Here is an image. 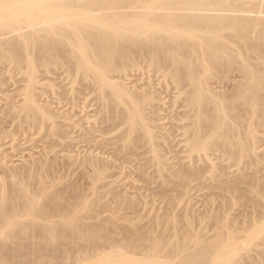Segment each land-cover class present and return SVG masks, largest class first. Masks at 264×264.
<instances>
[{"label": "bare ground", "instance_id": "obj_1", "mask_svg": "<svg viewBox=\"0 0 264 264\" xmlns=\"http://www.w3.org/2000/svg\"><path fill=\"white\" fill-rule=\"evenodd\" d=\"M136 1L0 0V74L12 71V74L18 72L27 76L24 81L25 76L20 75L25 79L19 77L20 80L16 79L14 83V86H18H15L16 95L21 91L25 93L20 94L25 96L24 100L15 103L13 96H8L9 99L6 97L7 110L13 111L15 119L23 120L24 125H28L31 120L30 128L37 124L43 126L55 115L38 102L39 97L43 96L37 93L38 85L45 80L39 78V69L49 70L51 66H56L65 68L71 75L73 73L76 79L81 77L88 90L109 100V103L105 101L103 109L107 112L110 110L112 122L118 121L119 126L126 122L131 124L123 132L124 135L121 134L123 139L120 136L118 138L117 142L121 146L117 147V142L113 144L114 149L115 146L117 148L115 152H110L115 157H110L112 155L108 152L109 157L101 158L98 154L92 155V152L90 156H85L84 163L80 161L82 165L78 168L89 166L92 179L104 184L103 181L112 176H108V173L113 168L117 170L121 167L117 161H120V165H131L134 156L140 157V146L148 142L155 149V136L145 118L146 99H140L144 93L142 91L143 96H137L136 91L131 92L132 89L130 91L124 83L131 69L136 66L139 69L140 65L146 64L150 69L160 68V72L167 75L165 77H170L176 86V93L184 99L182 104L187 111L181 117L187 122L185 127L188 128L184 143L189 145V152L199 155L200 162L203 159L209 164L215 162V156L228 155L235 147L243 153L248 149H256L263 134L261 128L264 117V0H149L143 4L148 11L142 12L141 7H134L136 11L128 12L126 9L131 2L140 4L139 0ZM1 120L6 125L13 122L8 124L5 118ZM11 126L13 128L14 125ZM4 127L3 130H6ZM3 151L0 152V264H246L251 258H255L251 260L254 261L261 255L257 254L259 256L256 258L257 255L249 257L248 251L247 256L243 254L245 242L240 235L245 232V227L242 230L243 226L237 228L235 223L239 234L225 223L220 225L223 223L220 220V224L210 222V225L207 219H202L203 215H199L202 220H195L199 219V213L195 211V218L188 208L181 215V221H177L175 215L165 220L168 212H164L165 219L154 217L156 219L152 220L146 214L145 218L152 221L147 219L144 222L145 215L139 208H144L145 203L138 204L142 206L139 208L134 204L133 207L127 206L135 209L127 210L126 205L122 206L124 199H128L127 195L121 198V194L125 193L122 189V193L119 192L121 196L117 191L115 195V187L110 186L113 182H106L108 185L104 184V187L110 186L114 190L110 187L104 190L103 187L101 191H105L104 195L108 198H118L116 201L111 200L114 204L101 195L103 192H98L101 196H96V199L95 195L89 194L91 198L83 195L86 189L83 191L81 186L86 187L87 184L84 186L80 183L79 189L83 192H78V183L70 180L67 186V181L63 184L62 192L67 191L64 195L61 190H57L62 188V182L68 176L63 174V177L62 173L69 170L67 166L71 162L78 165L72 163L70 170L74 165L79 166L77 160L80 159H73L69 165H63L62 160L58 163V156L52 158L54 152L51 157L52 152L47 150L49 153H45V156L42 154L43 160L30 158L34 161L28 160L26 165L22 162L23 166H18L11 162L10 152ZM153 163L163 174L154 179L159 180L161 185L169 182L170 186L172 182L167 181L164 173V170L170 172L165 161L163 163L156 155ZM84 164L87 166L83 167ZM209 166H214L210 168L211 171L220 170L216 171L215 163ZM199 167L194 169L193 166L194 171L186 169V175L181 176L200 180L210 170L203 166L206 170L203 173ZM144 169H138L140 176L146 175L147 168ZM173 173L178 177L182 170L178 175V172H172L171 175L174 176ZM92 181L90 178L89 183ZM183 181L186 182V179ZM94 182L91 186L88 184L90 188ZM99 183L95 182V187L93 185L91 188L93 192L96 193L102 187L101 183L97 186ZM173 183L170 188L174 185L177 189L179 183L177 186L176 182ZM169 186L166 192L171 191ZM182 186L185 183L180 184ZM118 188L116 190L119 191ZM224 189L233 193L238 187L234 185ZM111 190L114 191V197H111ZM68 193H71L69 197L66 196ZM259 196L264 202V192L259 193ZM105 198L109 206L114 205L113 210V206L104 205ZM115 203H121L118 204L119 208ZM120 205L124 207L123 210ZM105 207L110 208L107 210L110 215L106 213V220L99 217L96 223L95 217L103 216ZM124 211L127 214L132 212V216L136 214L134 217L141 213L144 221L139 216L137 219L126 218L130 214ZM254 222L257 226L264 224V215L257 214ZM263 231L257 233L261 234L262 239Z\"/></svg>", "mask_w": 264, "mask_h": 264}, {"label": "rangeland", "instance_id": "obj_2", "mask_svg": "<svg viewBox=\"0 0 264 264\" xmlns=\"http://www.w3.org/2000/svg\"><path fill=\"white\" fill-rule=\"evenodd\" d=\"M148 1L149 0H139L138 3L140 4H137V5L131 2L128 5L129 8L126 10L128 12L129 11L134 12L137 10V9H134V7H137V8L141 7L140 11L142 12L148 11V9L144 7L146 5H143L145 2L148 3ZM140 66H139V69H136L138 67L136 66V68H133V70L131 69L130 72L127 73V77H125L126 82L124 83L126 84V87L128 89L130 88L132 89V91L130 89L131 92L136 91L135 93H137V96H143V93H144V96L141 97L140 99L144 98L143 99L144 101L146 99V102H145L146 104L143 101L142 102L146 106L145 108H146L147 115L145 118H146V121L148 120L147 124L149 125L152 133L155 136V139H154L155 142H153V145H155V149H153L152 144L148 142L145 145L143 144L144 147L143 145L140 146L141 148L139 147L140 151L142 149L141 152L139 151L141 154L138 152L140 157L138 158L137 156H134L135 158H138V159L136 160L135 158H132L134 162L132 161V163H130L131 165H129L128 162H127L128 164L123 162L124 164L120 165V161L119 162L117 161V164H119V166L121 167L123 166L122 168L118 166L121 170L119 168H117V170L115 168L112 169V170L115 169V171L109 170L110 173H108V176L109 175H112V176H109L110 179L108 178V180L103 181L105 182L104 184L106 185L113 182L112 185L110 184V186L113 188L115 187L114 188L115 190L111 188L110 186L106 188L110 187L109 189L114 190L115 192L111 190V194L114 192L115 195H116V191L118 193L120 191L122 193V190L125 191V193L123 192L124 194L119 193V195L120 194L122 195V196L120 195L121 198L124 195L125 196L127 195L126 197L129 199L130 195H132L130 200L126 199L125 197H124L125 199L123 198L126 202L124 201V203H122L123 204L122 206L126 205V208L127 206H130V207L137 206L139 208V207H142L140 205H143L145 203L143 205L144 208L142 209L139 208L140 210L143 211L142 212L139 210V212H142V215H145L144 216L145 221L143 220L142 216H140L141 213L140 214L138 213L137 215L140 218H142L144 222H146V220L148 219V218H145L146 214L149 215V217L152 220L156 219L154 217H158L160 220H162L161 218L165 219L166 216L167 217L165 220H167V218L169 220L171 219V215L172 217H174L173 215H175L177 221H181L182 220L181 215L184 214V212L188 208V211L192 210L191 212L195 214L193 215L192 213L194 217L197 215L196 212L199 213L197 215L198 218L203 215L202 219L203 218L205 220L207 219L206 221H208L207 223H209L210 225L213 222H217V223L223 222L222 224L220 223L219 224L222 226L226 224L229 226V229H232L233 231L235 230L234 232L239 233V234H240V231H237L235 227L237 226V228L239 227L241 228L243 226L242 230H245V228L247 230V232L245 230V232H242L241 233L242 235H240L245 240V241L243 240V242H245L243 243V245L245 246L243 247L245 248L243 251V254L246 255L247 251H248L247 255L250 254L249 257H251L252 255H253L252 257H255L257 254L259 255L261 254L260 255L261 258L259 255L256 256V258L259 256V259L257 258V260H254L255 262L251 261L252 259H255V258H251V260L249 261L251 263L254 262L253 264H264V242H263L264 239L260 238L261 234L257 235V233L264 230V224L260 223L261 226L259 224L258 226L257 224L254 225L255 217L257 216V214L261 213L262 216L264 215V202H262L261 197L259 196V193L264 192V117H263V126L261 128V130L263 131V134L260 135L261 138L256 145V149L255 148L248 149L243 153V152H239L237 147H235L236 149L232 150L230 154L228 155L220 156V157L215 156L214 157L215 162H211L209 164V162L203 161L204 159L202 160V162H200L198 158L199 155H197V153L195 152L194 153L189 152L191 150L188 147L189 145L186 144L187 145L186 146L184 143L185 139H187L186 135L184 134H186L185 131H187L188 128L185 127L187 122L183 121L182 118L184 117L183 113L187 110L184 109L185 108V105H183L184 103L182 104L184 99L181 98V95L179 96V94H177L178 92L174 88L176 87L174 84V81L170 77H165L164 75L166 74H164L163 71L161 73L160 72L161 70H159L160 68L158 69L155 67L156 69H154V67H151L150 69V66L148 67V65L146 66V64L142 65L141 66L142 68ZM133 67H135V65ZM9 72L10 71L8 72L6 71L5 72L6 74H4V72L3 74L1 73L2 75L0 74L1 79L4 78L2 81L0 79V85H1V88H0V96H1L0 97L1 99L0 100V108H1L0 109V131L3 130V126H5L4 128H6V130L4 129L5 131L3 130L4 132L0 133V139H1L0 140V145H1L0 152L3 150L7 151L8 153L10 152L9 157L10 159H12L11 160L12 163L14 164L16 163L15 165H18V166L20 164L22 165V162L24 163L23 165H26L27 164L26 162H28V160L30 162L32 158L34 160H37L39 158L41 159L43 157L42 154L44 155L45 153L46 154L49 153L47 152V150L48 151L50 150V152H52V154L50 153L51 157L55 155L52 158L55 159L56 156L59 157L58 159L60 160H58V163H61V160H62V164L64 163L66 165H69L68 164L69 161H73V159H76V158L80 159V160L76 159L77 161L80 162L82 160L83 162V159L85 158V156L89 155L90 153L92 154V152H93L92 155L98 154V157L99 155L100 157L102 156L101 158L103 157L105 158L106 156L109 157L110 154L111 155L114 154L113 152H110V151L115 152V149L118 146H121L117 142L118 138L120 136L121 140L123 139V136L121 134L124 135L123 132L124 131L126 132L127 130L125 129L130 128L131 124L124 121L126 123H124L123 125L121 122L122 126L121 125L119 126V124H117L118 121L115 120L116 123L114 121L112 122L113 119H110L109 117L110 110H108L109 112L104 110L105 109L104 106H106L105 101L108 102L109 100L100 97L99 93L95 91L88 90L86 86L87 84H85L84 81H81V77L76 79V77L73 76L74 75L73 73L71 75L67 72V70L65 71V68L62 69L61 67L51 66L49 70L40 68L39 73H38V76L40 79H45L38 85L37 93L39 95H43L42 97H39L40 100L38 99V102L39 104L44 105L43 107L47 108L48 110L50 109L49 111H52L51 113L53 114V116L55 115L54 118L52 117L53 119H51L52 121L50 120L51 122L47 121L43 123L42 124L43 126H39L40 124L39 125L37 124L38 127L37 125L36 126L33 125L31 128L29 127V124L31 122L30 120L28 125L27 123L25 124L27 126L26 127L24 125L23 120H19L20 121L19 122L18 120L15 119L16 118L14 117L16 116L15 113H13V111L9 112L10 110H7L8 108H6L5 104L8 103L7 98L9 99V97L11 96L14 97V98L13 97L11 98L14 99L13 102L16 101L15 103H19V101L20 100L22 101V99L24 100L25 96L20 95L21 93L23 94L24 92L21 91V93L19 92V94L16 95L17 90L15 89L18 88V86L15 85L16 86L15 88L14 83L17 82L16 79H18L19 81L20 78L21 80H24L26 78L24 80L26 81L27 76L21 75V73L17 74L18 72H15L16 74H12V71L10 73ZM64 72L66 73L64 74ZM20 75L25 76V78L20 77ZM60 76L61 78H66L67 80L63 79L64 80L63 81L61 80V78L59 80ZM77 77L79 76L77 75ZM57 83L61 84L62 87H60L61 85H58ZM148 86L150 87L151 90L148 88ZM143 89H145L146 91ZM139 91L141 93L143 91L142 95ZM15 98L17 99L15 100ZM13 99H10V100H13ZM11 114L12 115L14 114V115L12 116ZM181 114L183 115V117H181L182 116ZM2 115L3 116L5 115V117H3ZM9 115L10 117H8L9 118L8 119L7 116ZM11 117L14 118V120H16L15 121L16 123L11 119ZM2 118L3 119L5 118V121L8 122V124H10L11 121H13L11 123V125H14L13 128H11L12 127L11 125H6L7 123L5 124V122H3L4 120H1ZM117 120H119V117L117 118ZM1 122H3L4 124L2 125ZM16 124L20 125L19 127L21 129H19V127ZM12 133L14 136L12 135ZM116 142L118 145H116L117 147L115 146V149H114V145L116 144ZM112 148L114 150H112ZM187 148L189 150H187ZM130 149H131V146H130ZM134 149H137V148H134ZM153 150H155V152H153ZM53 152L55 153L54 155H53ZM104 153H107L108 155L107 154L104 155ZM154 154H155V158H156V155H158L163 161V163L165 161L164 164H167L166 167L169 169L171 173L178 172L176 173L178 175L180 174L182 170V173L178 177H181L183 180L186 179V182L183 181L181 178H179L180 179L179 180L178 177L174 173L173 174L175 177L171 175V173L168 172L167 170H166L167 172H165L164 170L167 181H171L172 182V183L170 182L171 185L174 184L173 182H176L177 183L175 184L176 186L178 185L180 181H183L182 183L183 184L185 183V186L180 187V184L182 183H179V186H177V189L174 187V185L172 186L173 188L171 189L170 188L171 185L170 186L168 185L169 182L164 185L163 184L161 185V183L159 184L158 182L159 180L156 181V179H158V177L159 178L162 177L163 174L160 173V171L157 169L158 166L156 164L154 166V163H153L155 161ZM12 156L14 157L11 158ZM115 156L112 155L110 157H115ZM108 159H111V158H108ZM112 160L116 161L114 159ZM37 161H40V160H37ZM194 162L195 164H193ZM197 162H199L198 163L199 166L201 165L200 167L196 165ZM72 163L75 164V162H71L70 164L72 165ZM214 163H215V167H217L216 171L220 169L217 172H215V170L211 171L214 168V166H212L213 168L209 166L212 164L214 165ZM75 165H78V164H75ZM75 165L74 167L72 166L71 170L69 168L70 166H67L68 167L67 170L68 169L69 170L67 172L64 171L62 173V176L63 174H65V176L66 175L68 176H66L67 178L65 177L66 180L63 178L64 181L61 178V182L63 181L61 184L62 186L60 185L58 186L62 188H57V190L59 191L61 190L62 192L63 187H64L63 184H65L67 181L68 183L65 184L67 186L68 184H70L69 183V180H70L72 181V183L73 182L78 183L76 184L78 185L76 186L78 187V189H79V186H81L79 185L80 183L82 185L84 184V186L87 184L86 187L81 186L82 190L85 188L87 192L85 190H83L85 191L83 192L81 189H79L78 191V192L80 191L83 192L82 193L83 195L84 194L87 196H89V194H91L92 196L95 195L94 196L95 199L101 195L105 196L104 195L105 191L104 192L101 191V189L103 190V187L105 186L104 184H102V182H100L102 184V187L100 186L98 188V191L97 189L94 190V191H97L96 193L93 192V190H91L95 182L96 183H99V182L98 180L96 181V179H92L91 176L93 174L91 170L89 171L90 167L84 164L83 167L84 166H87V167L78 168L82 165L81 162L79 166H75ZM206 165L209 167H207ZM193 166H194V169L198 167L200 169H203V173L204 171H206L204 170L206 167L210 171H206L207 173L205 172V175L201 177L200 180L199 179L191 180L187 176L190 179L189 180L184 175H183L184 176L183 178L181 175L182 174L186 175V171H188L190 167L193 169ZM195 166L197 167L195 168ZM203 166L205 168H203ZM144 167L147 168L146 169L147 172H145L146 175L144 174L143 176L142 175L140 176L139 170H142V171L145 170ZM191 168L190 170L194 171V169L192 170ZM156 171H159V173L156 174ZM51 172L53 173L54 171H51ZM86 172H89V173L87 174ZM160 174L162 175L160 176ZM155 176H158V177L156 178ZM90 178L91 180H93L92 182L95 181L94 184H92L91 188H90L91 186L90 184L92 182L89 183ZM151 178L153 179L156 178V179H154V182H153V179ZM155 181L159 185L156 184ZM152 182L154 184H152ZM100 183L97 186H99ZM148 183L150 185H148ZM234 185L238 187L237 191L233 193H228L225 191L224 189L225 187L226 188L232 187V186L234 187ZM168 186L171 189L170 192H166V190L167 191L169 190V189H166L168 188ZM87 187L89 188V191ZM116 187L117 188L119 187L118 188L119 191L116 190ZM106 188L104 187V190ZM123 188H127V189L125 190ZM174 188L176 190H174ZM106 191L108 192V190ZM65 192L67 194V191ZM65 192H62V193L64 194ZM98 192L99 193L103 192V193L102 194L100 193L101 195H99ZM126 192H129L130 194L129 193L127 194ZM164 192H166V195H164L165 194ZM108 193H110V191ZM114 193H113V196L111 195V197H114ZM70 195L71 193L70 194L68 193V195L66 196L69 197ZM91 195L89 196L90 198H91ZM62 197L65 198V196L63 195ZM94 197L92 199H94ZM132 198H133V201H131ZM108 199L111 204H114V201H116L118 198L113 199V198H110L109 196ZM108 199H106L107 203L104 201L105 202L104 205L108 204L107 206L110 208L111 206H113L112 208L113 210L114 205L109 206L110 203H108ZM111 200H114V201L111 202ZM127 200L128 202L131 201L132 204H130L131 202L128 203ZM139 201L142 203H140ZM125 203H128L129 205ZM255 203H257V205ZM118 204H121V203H118ZM118 204H117V207H118ZM122 206L120 205V207ZM108 207H105V209L107 208L106 210L104 209L105 213L102 211L104 213L103 216L99 215L97 218L95 217L97 221L95 219L93 221L94 222L96 221L97 223L99 221L98 220L99 217L101 219L103 217V220L104 218L106 220L107 218L106 215L109 214L107 210L110 209ZM130 207H128L127 210ZM123 208L124 207L120 209L123 210ZM132 209L135 210L134 208ZM137 210L135 211L136 213H137ZM102 212H101V215H102ZM128 212H130V210ZM157 212L159 213L158 215H157ZM164 212L165 213L168 212L170 214L166 213L167 215L165 216ZM123 213L127 214V212L125 211ZM123 213L122 214L120 213L121 216L122 215L124 216ZM131 213H128L130 214V216L127 214L128 217H126V215L125 217L133 219V217L136 214L133 213L134 215L132 216ZM152 213L156 215L154 216ZM171 213H175V214H171ZM137 216L134 218L137 219ZM110 217L112 218V216ZM111 218H108V219H111ZM150 218L148 220L152 221ZM200 218L195 219V220H202ZM101 219H100V222H102ZM218 220L220 221L218 222ZM94 222L91 221V223H94ZM235 223H236V226H234ZM263 235H264V231H263ZM244 236L246 237V239ZM259 250L261 253L259 252ZM248 262H246V264H248Z\"/></svg>", "mask_w": 264, "mask_h": 264}]
</instances>
